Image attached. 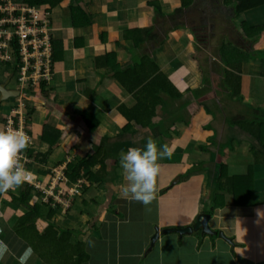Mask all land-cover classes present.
<instances>
[{
  "label": "crops",
  "instance_id": "obj_1",
  "mask_svg": "<svg viewBox=\"0 0 264 264\" xmlns=\"http://www.w3.org/2000/svg\"><path fill=\"white\" fill-rule=\"evenodd\" d=\"M9 1L14 5L16 1L22 0ZM153 1H158L161 9L162 2L159 0H62L47 16L49 35L54 41L61 42L63 53L58 54L60 57L54 63L51 82L48 85L50 97L38 94L33 96L40 106L35 104V111L31 115V137L33 142L37 141L40 137L39 128L46 124H51L61 132L60 141L52 147L48 156L46 169L55 168L58 163H61V166L79 161L94 152L97 147H102L109 164H106L110 173L107 172L110 177L108 187L115 191L110 196L111 203L110 200L107 202L99 196L100 191H87L84 196L74 199L66 216V212L62 213L60 218H55V222H58L61 229L75 231L73 240L82 242L89 256L85 264H264V226L260 225L256 217L250 220L246 227L232 222V225L229 223L224 226L220 220V210L223 208H215L211 215L206 213L211 208L210 197L215 187L208 184L207 172L199 174L211 159L209 157L207 161L202 160L207 158V155H203V149L198 146L201 142L195 143L191 151L186 152V163L183 162V152H172L170 158L159 161L160 169L182 168L183 164L190 162V156H194L197 165L203 161L198 174L189 176L194 193L198 197L193 218L185 226L173 228L191 226L198 215L207 214L210 216L208 225L211 221L215 223L214 227L209 226L210 229L221 231L223 234L225 230L229 231L231 235L225 233L224 236L231 243L218 237L212 240V237L200 235V232H197V236L194 233L186 236L167 233L160 234L153 248L148 251L155 229L158 228L161 232V229L166 228L160 227L157 219L147 217V206L122 198V185L126 182L123 169L122 172L119 171L121 164L118 159L128 147L143 148L147 139L152 138V130V133L158 132L159 137L165 134L174 138L180 137V146L185 151L190 143L177 132L178 124L188 123L186 127L192 129L197 139H202L204 143L207 137L211 139L216 136L218 129L228 137L227 146H232L233 143L234 149H228L230 152L227 154L230 163L233 158L241 157L245 165L242 167L248 168L253 165V156H245L242 152L246 150L251 153L252 139L237 126L226 125L224 109L232 110V118L238 120L242 117L243 121H248L247 114L251 120L253 115L259 116L260 113L255 112L256 110H264V77H261L263 68L259 55L264 52V31L256 42L246 41L236 27L232 6L225 4L224 0H192L189 5L183 4L185 0H162L163 3L170 4L172 9L166 13L162 10L157 13L148 5ZM77 9H80V12ZM43 11L44 9H39L42 16ZM249 18L252 22L264 25V8L252 13ZM73 22L86 24L78 28L72 26ZM223 45H229L250 57L247 63L242 65L240 74L235 73L240 77L237 82L240 84L242 104L230 97V90L226 86H233V82H224V73L228 68L220 56ZM143 57L155 61L160 72L172 80L182 95H196H192L190 101H185L184 97H181L182 100H174L172 115L168 117L171 118L172 124H166L165 119L159 118L163 116L160 111L171 103L167 95H160L163 104L156 108L151 128L130 124L127 129L126 114L135 101L113 80L114 73L109 69L114 66L120 71L131 70ZM97 60V65L100 66L96 65ZM256 78L261 81L254 83ZM86 93L92 95L93 99L86 98ZM244 106L251 109L249 113L233 112L234 109L237 110L236 107L243 109ZM212 107L220 109L222 115H215ZM84 112L92 116L90 127L82 119ZM172 116L180 123H173ZM96 121L97 128L94 126ZM248 125L245 127H250ZM205 128L206 131H203ZM38 145L39 152L38 149L43 145ZM157 145H163L162 141H158ZM122 146H125L126 150H121ZM237 148L240 149V156H237ZM45 151L46 145L43 148V152ZM217 155L218 153L216 159ZM194 165L188 164L190 167ZM171 172L169 181L182 180L178 171ZM245 173L246 171L243 175ZM49 178L48 174L38 182L44 185ZM164 183L163 176L159 173L155 201L165 193ZM248 189H252L253 194L254 205L251 207L259 210L257 217L262 219L264 165L253 166L252 182ZM251 194L248 195L249 200L252 198ZM1 205L5 207V219L10 215H18L16 207L14 210L7 203ZM251 207L242 208L241 211L250 210ZM232 212L228 215L232 216L235 222L237 220H234L235 215ZM64 218L65 221L62 220ZM9 219L7 220L10 228L13 219ZM249 232L254 233V239H260L248 244L241 242L240 234ZM3 235L4 232L0 235V240L8 245L9 252L0 257V264H18V257L26 245L14 237L12 231L4 239ZM200 239L201 244L197 249ZM205 252L207 255L201 257ZM27 264L40 262L32 255Z\"/></svg>",
  "mask_w": 264,
  "mask_h": 264
},
{
  "label": "trees",
  "instance_id": "obj_2",
  "mask_svg": "<svg viewBox=\"0 0 264 264\" xmlns=\"http://www.w3.org/2000/svg\"><path fill=\"white\" fill-rule=\"evenodd\" d=\"M191 1L192 0H185L183 4L189 5ZM61 2L62 0H22L20 2L16 1L13 3L16 8L27 6L44 9L43 15L47 18V16L50 14V10L56 8ZM224 2L225 4L232 6L236 27L243 35L245 40H253L256 42L261 36L262 31H264V25L257 24L255 21L252 22L249 18V15H252V13L260 11L262 8H264V0H224ZM1 5H3V3H1ZM148 5L154 8L157 13L161 12L158 1L150 2ZM77 10L80 12V9ZM85 24L86 22H73L72 26L79 28ZM50 40L52 46L53 70L54 63H56L60 57L58 54H62L63 50L60 41H54L52 38ZM13 47L15 49V45ZM259 55H261L260 62L264 63V52H260ZM220 56L222 62L226 64L228 68V70H225L224 73V82L225 84H227V81L233 82V86H226L230 90V97H232L233 101L237 102L238 104H242L239 88L240 84L237 82L240 77H237L235 73L240 74L242 65L247 63L250 57L238 49H232V47L229 45H223L221 47ZM19 61L20 59H18V53L15 50L13 51L10 61L4 64L6 71L10 72L8 74L11 76H17L19 71ZM97 63L98 60L96 61V65ZM109 70L114 73L113 80L118 84V86L130 94L135 101L134 106L126 114V118L128 120L127 129L129 128L130 124L132 126H138L141 128H149L151 126L152 120L156 115V108L158 106H162L163 104L160 95L165 94L171 100L180 99L182 97L180 89L175 86L168 76L160 72L155 61L151 60L149 57H143V59H141L131 70L120 71L118 68H114V66L110 67ZM230 75H232V77H229ZM262 76L264 77V69L261 73V77ZM50 82H39L36 88L40 90V95L44 97H50V91L47 89V85H49ZM29 90L30 89H28V91ZM262 94L264 97V88H262ZM85 96L89 100L93 99L92 95L87 93ZM15 103L16 104L10 106V108H16L18 103L17 101H15ZM185 107L186 104L183 109ZM249 110L251 109L245 106L243 108V113H249ZM258 111L260 113L259 116L253 115L254 118L251 120H249V115L246 113L248 121H243L242 117L238 120L233 118L232 121H228L230 126H237L242 131L249 134L248 136L250 139H252L253 146H251L250 151L253 156V165L247 168L246 173L242 177L227 176L225 170L226 167L221 161L223 157L220 156V154H225L228 149L232 148V146H228L227 149L225 147H219L217 156L220 157L221 160L218 158V175L212 179L215 190L211 192V208L206 212L209 215L213 214L215 208H224L225 206L232 204V206L244 207L254 205L253 194H251L252 189H248L252 182L253 166L256 164L264 165V110L258 109L255 112ZM27 112V116L24 118L25 130L26 133L31 137L30 131L33 128V120L29 116L32 115L33 110L28 109ZM0 115L2 116L0 124L2 130H5L3 127H6L4 124L7 123L8 116L7 114L1 113ZM16 117V115H11L10 117L12 120H14V125L12 126L13 129H17L18 127ZM91 118L92 116L89 114L85 112L82 113V119L83 121L87 122V126L89 127ZM180 124L184 126L188 125V123L184 122ZM247 125L250 127L246 128L245 126ZM94 126L97 128V121L94 122ZM188 129L190 131V128L187 127V132ZM39 131L40 137L37 141L35 140L33 142L31 137L32 145L26 151V156L29 163L24 165V168L27 171H31L30 175H33L32 178L34 180H40L46 177L48 174L53 175L51 172L52 168L46 169V165L48 156L52 151V147L61 139V132L51 124L41 126ZM168 136V134L162 136L163 145H165L166 142L163 140V138ZM205 143L212 145L214 144V142H212V138L210 139V137L206 138ZM38 144L47 145L49 149L44 153H40L37 151V147L39 146ZM198 146L200 149H203L202 151H204V145L200 143ZM106 157L107 155L102 147H97L94 152L80 159L79 161L69 162L63 167L66 185L64 186L63 183L59 182V187L63 188L65 192H67L68 188H70L72 185H75L79 181H83L81 196H84L87 194V191H92L93 189L96 190L100 186L104 185L108 172ZM60 164L61 163L56 164L55 168H61L62 165L60 166ZM196 166L197 165H195L193 168L194 172ZM201 173L202 171H200L199 174L201 175ZM226 185L228 187V192L233 196L230 197L229 203L227 202V198L224 197ZM166 188L168 189V187ZM249 194L252 195L250 200L248 199ZM6 195L7 198H5L3 202L0 200V203H7V205L12 206V209L15 210V207L18 209L17 216H9V220L13 219V224L9 229L12 231L14 237L26 245V248L31 246L33 249V255L37 260H39L40 264H85L88 261L89 256L86 253L82 242L77 240L74 241L72 238V236L75 235V231L73 229H61L58 222H55V218H60L62 215L63 210L61 209V206L54 205L52 207L50 202L43 203V194L37 193L36 190L27 183H23L14 191H7ZM73 201L74 200L71 201V204ZM88 201L91 203L94 202L93 200ZM42 209H46V213H43L41 211ZM14 214H16L15 211ZM67 214L68 212H66L64 216ZM62 220L65 221V218ZM38 222L44 224L41 230L37 229L36 224ZM215 238L217 237H212V240ZM198 243V246H200L201 239Z\"/></svg>",
  "mask_w": 264,
  "mask_h": 264
},
{
  "label": "rangeland",
  "instance_id": "obj_3",
  "mask_svg": "<svg viewBox=\"0 0 264 264\" xmlns=\"http://www.w3.org/2000/svg\"><path fill=\"white\" fill-rule=\"evenodd\" d=\"M159 1L162 2L161 3L162 12H165V13L166 12H171L172 9H171L170 4L163 3L164 1H162V0H159ZM152 18H154V17H152ZM12 48L14 49L13 46H12ZM15 49H17V47H15ZM260 63L262 65V67H263L264 63H262V62H260ZM263 69H264V67H263ZM8 73H10V72H6L5 71V67H2L0 69V84L4 83L5 81H8L6 86L9 89H18L19 90V87L17 86V83H18L17 76H11ZM257 80L261 81L260 78H256V79H254V83H255V81L257 82ZM250 81H251V78H250ZM257 87H258V85H257ZM47 89H48V85H47ZM254 89H255V87H254ZM185 92H183V93H185ZM36 94H38V95L41 94L40 90L38 88H32V89H30L27 92L26 89L21 87V92H19V94L16 97H14L12 99H8L7 101L0 103V109L2 110L1 114H7L8 117H11V113L13 112V108H10V106L15 105L16 104L15 101H17V103L19 105V101H21V99H25V100H22L23 104H21L18 108H15L18 111L19 115H20V121L22 123L23 122L25 123L24 118L27 116L28 109H32L33 112H34L35 111V106L34 105L35 104L39 105V103L33 97ZM194 94L195 93H192V95H194ZM192 95L190 93L183 94L182 98L184 97L185 101H190L191 98H192ZM182 98H180V99L182 100ZM169 100L171 102L170 106H164L165 109L160 111V115H163V116H159V118L165 119L166 124H172L171 118L168 119V117L170 115H172L173 107H174V103H175L174 100H171L170 98H169ZM236 108H237V110L236 109L233 110L234 113H238V112L242 113L243 112V109L238 108V107H236ZM223 109H224V103H223ZM211 110L215 113V115L216 114L222 115L221 110L218 109V108L212 107ZM224 111H225L224 115L226 117V120H225L226 121V125H228V121H232L233 120V118H232L233 113H232V110H227V108L224 109ZM29 117H31V115ZM1 119H2V116L0 115V123H1ZM172 119H174L173 123H177V120L175 119V117L172 116ZM39 122H41V121H39ZM4 125L6 126V124H4ZM178 125H179V128H177L178 129L177 132L180 133V135H182L187 140V142L189 141L190 144H189V146H187L185 148L187 150L183 151V148L180 146V137L177 136V138H174L171 135H169L168 137H165L164 140L166 141L169 138L170 141L169 142H165V143L166 144L169 143L167 145L170 147L172 152H174V153H182L183 152V154L185 155L183 162L186 163L187 153L191 151V148H192V146H194L195 143H200L201 142V143H203L202 145H204V151H201V152H203V155L204 154L207 155V158H203L202 160L203 161H207L209 157H211V159H210V162L208 163V165L203 166V165H201V164H203V161H201L197 165V164H195L194 156H190V158H189L190 162L188 164L191 163L192 165H194V164L197 165V167L195 168V172L193 171L194 170L193 168L195 167V165L190 167V166H188V164H183L182 168L175 167L174 169H171V168H167V167H162L160 169V174L163 176V179H164V182H165L164 183V187H168V190H166L167 188L165 189V193L162 196H160V199L158 201L153 200V202H152L153 206H150V205L147 206V212H148L147 217L150 218V219L151 218L157 219L156 221H159V226L162 227V228H166V229H175V228H173V226H179V227L185 226L193 218L192 217L193 213L196 211V208H197L196 204H197L198 197L194 193V186H193V183L190 182L189 176L194 175L195 173L198 174V172L201 170V167L203 166L204 169H202V173L203 172H207V175H206V177L208 178L207 182H208L209 185L212 184V186L214 187V183H212V179H214V177H216L218 175V173H217L218 158H219V160H221L220 157H217V159H216V154H217V152L219 150V147L220 148L225 147L227 149V147H228L227 144H228V141H229L228 137L224 136V132L220 133L218 131V129H216L217 130L216 131V136H214L212 138V142H214V144L213 145L212 144H206V143H204V141H202V139H197V136L194 134V131L192 129L190 131L188 129V132H187V127L186 126L181 125V124H178ZM194 127H198V126H191V128H194ZM3 128H5V127H3ZM0 130H2L1 124H0ZM203 131H206V130L203 129ZM152 132H154V130H152ZM152 132H151V136L156 142L162 141V136L160 135V137H159L158 132H155V133H152ZM145 136H146V134H145ZM173 140L176 141V142H173ZM42 145L43 146L38 149L39 152L41 151L40 153H44L43 152V148L45 147V145L44 144H42ZM128 146L129 145H127V147ZM131 147H134V146H131ZM157 147L159 148L158 145H157ZM232 147H233V143H232ZM48 149H49V147L46 145V151ZM233 149H234V147H233ZM121 150H123V151L126 150V147L122 146ZM239 150L240 149L237 148V151H238L237 152V156H240V154H241ZM204 152H207V153H204ZM228 152H230V150H228L223 155L220 154V156L223 157V159L221 161L223 162V164L226 167L225 170H226L227 176H229V177H232V176L233 177H242L243 173L245 171H247V168L242 167V165L245 166L244 165V160L241 157H237V158H233L232 162L230 163V157L227 156ZM242 153L245 156L247 154H249L251 156V153H248V151H246V150H244ZM21 154H22V152H21ZM191 159L194 160V161H191ZM118 160H120V158ZM229 163H230V165H229ZM106 164L109 165L108 162H106ZM199 166H201V167H199ZM169 170H171L173 172H174V170H175V172L178 171L179 175H180V178L182 180L180 182H177V183L171 185V183L174 180H176V179H173L172 181H169V177L172 174V172L169 171ZM119 171L122 172V168L121 167L119 168ZM30 172L31 171H29V173ZM51 172L53 173V175L49 174L50 177H53L54 174L57 175V169L56 168H52ZM108 173H109V171H108ZM108 173H107V176H106V179H105V184L96 189L98 192L100 191L99 192V196L103 197V199H106L107 202L110 200L111 194H114V192H115V191L113 192V189L108 187V185L110 183V177H109L110 173L109 174ZM32 176L33 175H29L28 179L24 183H27L29 186H32V184L36 180H38V179L34 180L32 178ZM58 177H59V175H58ZM54 178H56V177H54ZM55 183H57V181H55L54 184ZM32 188H33V186H32ZM58 189H59V184H57V187L52 189V191H51L52 195L53 194L55 195ZM81 190H82V184L79 185L78 195L75 193V190L73 191L72 199H79L81 197V193H82ZM107 191H109V193H107ZM224 192H225L224 193V197L227 198V202L229 203L230 202V197H233V196L228 192L227 185L225 186V191ZM46 194L49 196V201L50 202H54L52 196H50L51 194L49 192H46ZM5 198H7L6 192L1 193L0 200L3 202L5 200ZM54 199L56 201H59L60 197H58L56 195V196H54ZM110 203H111V200H110ZM56 205L61 206L60 203H58ZM232 205H230V206H232ZM70 207L71 206L69 205L68 208L65 209L66 210L65 212L69 211ZM248 207H251V206H246V207H244V206L224 207L223 209L220 210V214H221L220 220H221V222L224 223V226L228 225L229 223H230V225H232V223L233 224L234 223H239V224L244 225V227H246V224H249V221L256 217L259 220L260 225L264 226V217L262 216V219L257 217L258 216V212H259L258 209H255V208L251 207L250 210L241 211L242 208H248ZM4 209H5V207L2 206L1 203H0V226H1L0 227V235H2V233L4 232L3 239L8 233L10 234V229H8L9 225H8V220H7V219H9V216H7V219H5ZM233 209H235V210H233ZM41 211L43 213H46L47 210L46 209H42ZM232 211H234V212H232ZM235 211H237V212L235 213ZM231 212L234 213V215H235V219L234 220H237V221L234 222L233 221V217L228 215ZM250 214H253V215H250ZM36 226H37L38 230H41L43 228L44 224L38 222L36 224ZM209 226L210 227H214L215 223L213 221H211L209 223ZM176 229H181V228H176ZM161 230H164V229H161ZM262 230H264V227L262 228ZM260 232H261V229L258 232L259 235H260ZM225 233L227 235H231V233L229 231H227V230H225ZM194 234L196 236L198 235V233H196V232ZM174 235H176V234H174ZM256 235H258V234H256ZM262 235H264V232H262ZM204 236H206V237H208V236L209 237H214L216 235H206V234H204ZM253 236H254V233H252V232H249L247 234L246 233H244V234L241 233L240 237H239V240H241V242H243V243L248 244V242L257 241L258 239H260V238L254 239ZM198 245H199V243L197 244V247H196L197 249L199 247ZM205 255H207L206 252L201 257L204 258Z\"/></svg>",
  "mask_w": 264,
  "mask_h": 264
},
{
  "label": "built area",
  "instance_id": "obj_4",
  "mask_svg": "<svg viewBox=\"0 0 264 264\" xmlns=\"http://www.w3.org/2000/svg\"><path fill=\"white\" fill-rule=\"evenodd\" d=\"M1 3H3V5H1ZM49 31V21L45 16H42L38 8L27 6L16 8L9 0H0V69L4 67V64L10 61L13 51L16 50L18 59H20L18 63L19 71L17 74V86L19 90L16 89L19 92H21V87L28 92V89L36 88L40 81L47 83L51 81L52 46ZM14 45L17 49L12 48ZM22 100L25 99H21L16 108L23 104ZM11 115L17 116L16 120L18 127L17 129H13L14 120L8 117L5 130H18L30 138L28 146L22 151V154L20 153L18 155V160L24 167L25 164L29 163L26 151L32 145V139L30 135L26 133L25 123L20 121V115L15 108H13ZM63 167L64 166L56 168L57 175L54 174L53 177H50L47 188H42L39 183L32 184V186L35 190L42 192L43 203L50 202L49 196L46 194V192H49L54 200V202H50L51 206L53 207L60 203L64 211L73 200L72 194L74 190L78 195V188L79 185L82 184V181L72 185L68 188L67 192L59 187L56 194L52 195L51 191L57 187V184H59V186L60 183H63L64 186L66 185ZM54 180L57 181V183L54 184ZM56 195L60 197L59 201L54 199Z\"/></svg>",
  "mask_w": 264,
  "mask_h": 264
},
{
  "label": "clouds",
  "instance_id": "obj_5",
  "mask_svg": "<svg viewBox=\"0 0 264 264\" xmlns=\"http://www.w3.org/2000/svg\"><path fill=\"white\" fill-rule=\"evenodd\" d=\"M29 143L30 138L21 131L0 130V193L14 191L28 179L30 173L22 166L18 155ZM171 155L172 150L168 145H161L158 148L157 142L151 137L147 139L143 148L129 147L126 152L122 153L120 164L126 182L122 185V198L140 202L145 206L150 205L156 198L158 190L159 161L170 158ZM49 180L44 185L38 181L33 184L39 183L45 189ZM36 192L42 194L39 190ZM8 252V245L0 240V257ZM32 255L31 246L25 248L18 257V264H27Z\"/></svg>",
  "mask_w": 264,
  "mask_h": 264
},
{
  "label": "water",
  "instance_id": "obj_6",
  "mask_svg": "<svg viewBox=\"0 0 264 264\" xmlns=\"http://www.w3.org/2000/svg\"><path fill=\"white\" fill-rule=\"evenodd\" d=\"M7 82L0 84V103L7 101L8 99H12L16 97L19 94L18 90L15 89H8L7 88ZM178 181V179L174 180L171 184H175ZM210 219V216L207 214H200L196 217L195 222L193 225L182 228V229H165L163 231H159L158 228L155 229L154 234L151 237L150 245L148 248V251L153 248L154 243L157 241L160 234H167V233H176L178 236L183 235H190L192 233L200 232V235H216L218 238L227 241L228 243H231L230 240H228L224 234L221 231H212L208 225V221Z\"/></svg>",
  "mask_w": 264,
  "mask_h": 264
}]
</instances>
